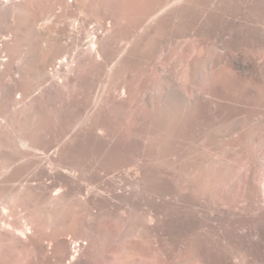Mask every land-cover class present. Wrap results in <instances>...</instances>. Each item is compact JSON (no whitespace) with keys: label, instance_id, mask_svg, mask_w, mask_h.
Returning <instances> with one entry per match:
<instances>
[{"label":"bare ground","instance_id":"bare-ground-1","mask_svg":"<svg viewBox=\"0 0 264 264\" xmlns=\"http://www.w3.org/2000/svg\"><path fill=\"white\" fill-rule=\"evenodd\" d=\"M233 248L264 264V0H0V264Z\"/></svg>","mask_w":264,"mask_h":264},{"label":"rangeland","instance_id":"rangeland-1","mask_svg":"<svg viewBox=\"0 0 264 264\" xmlns=\"http://www.w3.org/2000/svg\"><path fill=\"white\" fill-rule=\"evenodd\" d=\"M84 245H85V242L83 243ZM165 248L162 246L161 247V249H160V253H161V256H163L162 258H164L165 256L164 255H162L163 254V252L165 251L164 250ZM179 249V250H178ZM232 249V248H231ZM164 250V251H163ZM229 252V254H230V256L232 257V255L234 256V261H236V258H237V261L236 262H239L240 263V258H242L243 260H244V262L243 261H241V263H245V264H249L248 263V260H249V258H248V256H247V258L245 257V254H243V252H241L240 250H237V249H234L233 248V250H231V252L230 251H228ZM165 253V252H164ZM231 253H232V255H231ZM172 255V256H171ZM171 258H175V259H185V258H189V252L187 251V249H185V247L184 246H182V248H177V249H175L174 251H173V253L171 252ZM244 256V257H243ZM245 260H246V262H245Z\"/></svg>","mask_w":264,"mask_h":264}]
</instances>
